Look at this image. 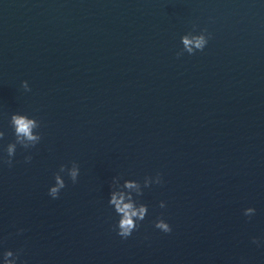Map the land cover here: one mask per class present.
<instances>
[{
  "label": "water",
  "instance_id": "1",
  "mask_svg": "<svg viewBox=\"0 0 264 264\" xmlns=\"http://www.w3.org/2000/svg\"><path fill=\"white\" fill-rule=\"evenodd\" d=\"M193 25L208 45L177 58ZM15 111L35 115L43 137L31 162L18 146L0 164L2 248L26 264H264L252 243L264 240L261 0H0L4 144ZM72 160L79 180L53 200L52 175ZM156 172L148 216L121 239L111 177Z\"/></svg>",
  "mask_w": 264,
  "mask_h": 264
},
{
  "label": "clouds",
  "instance_id": "2",
  "mask_svg": "<svg viewBox=\"0 0 264 264\" xmlns=\"http://www.w3.org/2000/svg\"><path fill=\"white\" fill-rule=\"evenodd\" d=\"M261 2L264 3V0ZM210 38L211 33L206 28L198 29L196 25H193L190 31L179 37L181 47L176 52L177 58L184 53L195 55L197 52H203ZM21 87L25 92L31 91L27 80L21 82ZM8 126L13 139L4 144L6 131L0 128V164L12 167L18 146L28 153L24 156L25 163L31 162V150L35 149L43 138L41 121L26 111H15L10 114ZM80 174L81 168L77 161L72 160L67 164H60L58 170L52 175V182L47 191L48 196L53 200L58 199L61 191L67 186L66 181L76 184ZM163 183V176L160 172L144 176L142 182L134 178H125L121 174L111 177L107 193V205L113 214L112 228L117 236L121 239H128L139 230L149 213L148 204L142 201L145 190L151 189L153 186H161ZM166 206L164 200L159 202L161 209L166 208ZM255 214L256 209L254 207L243 209V215L249 219ZM154 228L165 234L172 232V226L162 217H157L154 221ZM23 231V229H18L17 235ZM252 243L260 247L264 244V240L253 237ZM0 264H26V262L21 259L20 250L3 249L2 240H0Z\"/></svg>",
  "mask_w": 264,
  "mask_h": 264
}]
</instances>
